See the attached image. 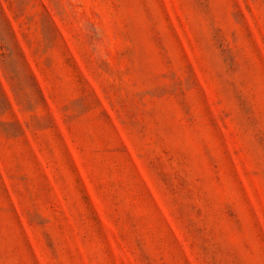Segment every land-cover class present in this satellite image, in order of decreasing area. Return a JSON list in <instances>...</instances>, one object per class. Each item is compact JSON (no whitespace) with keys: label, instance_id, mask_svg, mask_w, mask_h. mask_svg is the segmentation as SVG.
Segmentation results:
<instances>
[{"label":"rangeland","instance_id":"1","mask_svg":"<svg viewBox=\"0 0 264 264\" xmlns=\"http://www.w3.org/2000/svg\"><path fill=\"white\" fill-rule=\"evenodd\" d=\"M0 264H264V0H0Z\"/></svg>","mask_w":264,"mask_h":264}]
</instances>
